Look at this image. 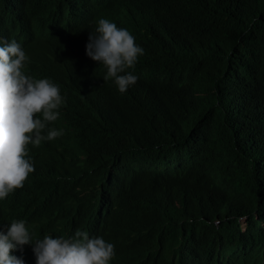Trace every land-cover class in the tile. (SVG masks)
<instances>
[{
  "label": "trees",
  "instance_id": "16d2710c",
  "mask_svg": "<svg viewBox=\"0 0 264 264\" xmlns=\"http://www.w3.org/2000/svg\"><path fill=\"white\" fill-rule=\"evenodd\" d=\"M100 18L144 49L123 94L85 54ZM0 38L65 99L0 229L86 231L110 264H264V0H0Z\"/></svg>",
  "mask_w": 264,
  "mask_h": 264
},
{
  "label": "clouds",
  "instance_id": "9594fccd",
  "mask_svg": "<svg viewBox=\"0 0 264 264\" xmlns=\"http://www.w3.org/2000/svg\"><path fill=\"white\" fill-rule=\"evenodd\" d=\"M85 54L103 65V80H112L119 93L137 83L138 77L130 70L135 69L144 49L128 29L98 19ZM28 62L20 43L0 38V201L22 188L34 171L28 145L38 147L42 141L63 135L62 130L48 128L59 118L65 102L60 87L48 78L27 75ZM2 230L0 264H32L26 259L25 245H32L36 264H110L115 256L112 243L79 229L67 238L45 235L34 239L24 220H12L7 230Z\"/></svg>",
  "mask_w": 264,
  "mask_h": 264
},
{
  "label": "bare ground",
  "instance_id": "6f19581e",
  "mask_svg": "<svg viewBox=\"0 0 264 264\" xmlns=\"http://www.w3.org/2000/svg\"><path fill=\"white\" fill-rule=\"evenodd\" d=\"M75 208H76V207H75ZM101 223H103V222H101ZM101 223H100V224H101Z\"/></svg>",
  "mask_w": 264,
  "mask_h": 264
}]
</instances>
